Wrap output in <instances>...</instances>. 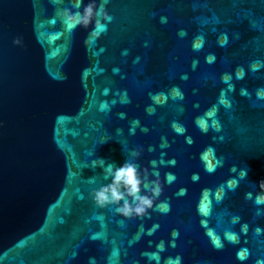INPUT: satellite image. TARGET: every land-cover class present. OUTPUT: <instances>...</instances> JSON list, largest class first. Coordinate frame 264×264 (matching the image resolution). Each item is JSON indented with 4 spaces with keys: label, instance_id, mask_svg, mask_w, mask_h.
Returning <instances> with one entry per match:
<instances>
[{
    "label": "water",
    "instance_id": "water-1",
    "mask_svg": "<svg viewBox=\"0 0 264 264\" xmlns=\"http://www.w3.org/2000/svg\"><path fill=\"white\" fill-rule=\"evenodd\" d=\"M75 4L0 0V264H264V0ZM126 162L143 215L93 198Z\"/></svg>",
    "mask_w": 264,
    "mask_h": 264
},
{
    "label": "clouds",
    "instance_id": "clouds-1",
    "mask_svg": "<svg viewBox=\"0 0 264 264\" xmlns=\"http://www.w3.org/2000/svg\"><path fill=\"white\" fill-rule=\"evenodd\" d=\"M80 3L81 0H76L75 7L79 8ZM94 15L101 16L104 19H110L105 13L103 6H101L98 10H94L93 3L87 4L83 8V12H72L69 9L63 10L64 23L69 31L79 25L87 26L90 22H92ZM104 27L105 26L99 19L95 20L96 30L93 31L91 35L94 37L99 36L100 32L104 30ZM14 43H20V41L16 40ZM108 171L111 175V183L102 186L93 193V198L100 206L123 201V204L116 209L117 212L126 217L132 215H143L148 208L152 207L153 197L159 196L160 194L161 189L158 181H154L153 186L148 189L151 192V196L140 194L141 184L143 181L141 180L137 168L133 163L126 162L114 169L109 166ZM241 175H246V172H242ZM259 186L262 190H264V181H261ZM145 187L147 188L148 186L145 185ZM250 196L251 194H249V197ZM126 197H131V201L126 199ZM256 203L264 204V191L257 195ZM158 207L161 211L168 210V206L166 204H161ZM158 247L161 251H163L162 246ZM169 264H179V258L174 261L169 260Z\"/></svg>",
    "mask_w": 264,
    "mask_h": 264
},
{
    "label": "snow or ice",
    "instance_id": "snow-or-ice-1",
    "mask_svg": "<svg viewBox=\"0 0 264 264\" xmlns=\"http://www.w3.org/2000/svg\"><path fill=\"white\" fill-rule=\"evenodd\" d=\"M217 243H218V241H217Z\"/></svg>",
    "mask_w": 264,
    "mask_h": 264
}]
</instances>
